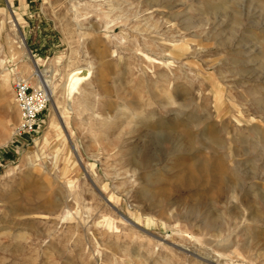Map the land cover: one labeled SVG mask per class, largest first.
Listing matches in <instances>:
<instances>
[{"label": "rangeland", "instance_id": "obj_1", "mask_svg": "<svg viewBox=\"0 0 264 264\" xmlns=\"http://www.w3.org/2000/svg\"><path fill=\"white\" fill-rule=\"evenodd\" d=\"M0 264H264V0H0Z\"/></svg>", "mask_w": 264, "mask_h": 264}, {"label": "bare ground", "instance_id": "obj_2", "mask_svg": "<svg viewBox=\"0 0 264 264\" xmlns=\"http://www.w3.org/2000/svg\"><path fill=\"white\" fill-rule=\"evenodd\" d=\"M8 43V42H7ZM18 44H19V46L22 48V49H24V43H23V40L22 39H19L18 40ZM8 48H9V50L11 49V45H10V43H8ZM8 50V51H9ZM25 50V49H24ZM10 53H12V55L11 56H13L14 54H13V50H11V52ZM170 58H171V60H174V57L173 56H169ZM33 67L31 66L30 67V70H28V69H22L21 70V73H22V75H25L26 77H27V80L30 82L31 81V77L32 76H36L37 78H38V81H39V85L41 86V89L43 88V90L46 92V94H47V96H48V99H49V101H51V103H52V106H53V108H54V110H56V111H58V107H59V105L58 104H56V103H53L52 102V97H53V92H52V87H51V83H50V81L48 80V79H46L45 77H44V72L43 71H40L39 69H38V63L36 62V61H34L33 60ZM5 64V63H4ZM2 68V67H1ZM2 71H3V75H4V77L2 78V81L3 82H6L7 81V79H8V75L6 74V69L5 68H3L2 69ZM73 72V71H72ZM87 75H88V70L87 69H83V70H81V69H77V70H75V72H73V73H70V74H68V76H67V79H68V83H66V86H63L62 87V89L65 91V92H67V94H68V96L70 97L72 94H73V92H74V90H77V89H79V84L81 83V82H83V81H85V78H87ZM65 84V83H64ZM63 84V85H64ZM38 85V86H39ZM134 91V90H133ZM135 92H138V90L137 91H135ZM128 96L130 95V97L131 96H133V93L131 92H129L128 94H127ZM90 96V95H89ZM138 97V96H137ZM56 102V101H55ZM132 105H133V103H132ZM126 107V106H125ZM125 107H122V109H125ZM134 107V106H133ZM61 111V110H60ZM134 112V114L132 113V112ZM129 112H131L132 114H131V117H132V120H134V122H136L137 121V119L136 118H138V116L140 115V114H142V112H138V107H137V109L134 107L133 108V110H132V108L131 109H129ZM63 112H59V116H60V118H62L63 117ZM136 117V118H135ZM140 117V116H139ZM136 120H135V119ZM139 119V118H138ZM125 120H127V117H126V119ZM139 121V120H138ZM53 125H54V122L53 121H51L50 122V129L53 127ZM133 124H131V126H132ZM135 125H136V127H135ZM135 125H134V127L132 126H130V132L129 133H132L133 132V130H137V123H135ZM120 128V126H116V128ZM122 128V127H121ZM112 130V129H111ZM119 130H121V129H119ZM118 130V131H119ZM134 131V132H135ZM120 134H123V131L121 132V131H119V135ZM131 135V134H130ZM115 137V136H114ZM121 137V136H120ZM116 139L117 138H115V141H116ZM132 139V138H131ZM118 140V139H117ZM114 141V142H115ZM185 141H187V140H185ZM110 144V143H109ZM112 145V144H111ZM111 145H108V147H111ZM122 145V144H121ZM120 145V146H121ZM111 148H113V147H111ZM132 148V147H131ZM221 148V147H220ZM140 149V148H139ZM222 150V149H221ZM226 151V150H225ZM224 151V152H225ZM232 151V150H231ZM138 152V151H137ZM233 153V152H232ZM224 156H228V154L225 152L224 153ZM140 157V156H139ZM233 161V160H232ZM205 167V166H204ZM206 167H208V166H206ZM232 167H234L233 165L231 166V165H229L226 169L228 170V172L230 171V176L233 178V179H235L236 180V178H237V170H231L232 169ZM234 169V168H233ZM208 170H209V167H208ZM204 171H205V169H204ZM210 171H211V168H210ZM214 171V170H213ZM220 171H221V173L222 172H224V169H220ZM215 172V171H214ZM198 173V172H197ZM211 173V175H212V173L213 172H210ZM205 174H207V173H205ZM213 174H215V173H213ZM223 174H225V173H223ZM217 175V174H216ZM216 175H214V176H216ZM211 178H213V175L211 176ZM217 178V177H216ZM221 180V179H220ZM223 181V180H222ZM224 182V181H223ZM222 186V185H221ZM225 187V186H224ZM226 188H228V186L226 187ZM231 191V190H230ZM228 192V191H227ZM229 193V192H228ZM226 194V193H225ZM232 197V196H231ZM226 198H227V196H226ZM109 201V200H108ZM208 210V209H207ZM206 210V211H207ZM206 213V212H205ZM207 215V213L205 214V216ZM204 217V216H203ZM216 217L214 216H212V215H210V214H208L204 219L206 220V223L208 222V223H213L214 221H216V219H215ZM204 219H202V220H204ZM206 223H204V224H206ZM211 225V224H210ZM208 227V226H207ZM218 235V234H217ZM213 236H215L214 234H213ZM220 236V235H219ZM220 238V237H219ZM222 240V239H221ZM221 240L220 241H217V245L219 244L218 242H220L221 244H222V242H221ZM224 242V241H223ZM219 246V245H218ZM197 258H199V257H197ZM203 258V257H202ZM208 258V257H207ZM166 259V258H165ZM201 259V258H200ZM199 259V260H200ZM209 259V258H208ZM208 259L207 260H205V259H201V261L202 262H205V263H208Z\"/></svg>", "mask_w": 264, "mask_h": 264}, {"label": "built area", "instance_id": "obj_3", "mask_svg": "<svg viewBox=\"0 0 264 264\" xmlns=\"http://www.w3.org/2000/svg\"><path fill=\"white\" fill-rule=\"evenodd\" d=\"M13 92L19 116L13 138L21 139L35 130L38 116L48 103V96L39 86H32L25 80H16Z\"/></svg>", "mask_w": 264, "mask_h": 264}]
</instances>
